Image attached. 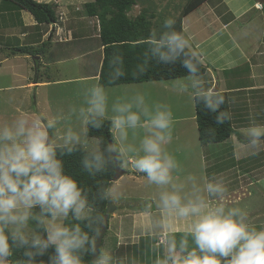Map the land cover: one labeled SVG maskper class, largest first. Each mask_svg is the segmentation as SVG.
I'll return each instance as SVG.
<instances>
[{"label":"clouds","instance_id":"clouds-1","mask_svg":"<svg viewBox=\"0 0 264 264\" xmlns=\"http://www.w3.org/2000/svg\"><path fill=\"white\" fill-rule=\"evenodd\" d=\"M175 25L166 17L145 38L136 74L143 75L151 60L179 62L188 75L172 82L174 91L217 113L227 97L210 85L202 52ZM109 64L111 83L126 76L121 54L114 53ZM230 119L226 110L216 115L218 123ZM174 120L171 106L152 100L147 90L114 92L96 81L84 85L78 101L65 109L0 121V264H125L100 245L105 216L94 206L117 201L122 192L114 183L95 192L82 187L60 158L76 152L83 154L82 168L91 177L131 167L155 191L142 209L140 228L158 245L154 264H264V224L253 223L245 206L228 202L223 176L184 172L169 148ZM106 122L110 141L89 135ZM241 135L250 154L264 149V124L252 122ZM14 251H22L15 262L9 259Z\"/></svg>","mask_w":264,"mask_h":264},{"label":"crops","instance_id":"crops-1","mask_svg":"<svg viewBox=\"0 0 264 264\" xmlns=\"http://www.w3.org/2000/svg\"><path fill=\"white\" fill-rule=\"evenodd\" d=\"M209 1L183 18L182 30H186L191 37L193 47L202 52L203 65L207 67L205 77L210 85L227 94L232 127L234 132L239 134L250 123H257L258 119L254 115L256 109L252 105L248 108L249 110H246L247 97L256 96L254 102L259 103V108L264 110V84H259V80H264V54L259 50V47L264 46V13L262 10L264 2L222 0L223 5L218 2L208 5ZM52 5L55 7L57 21L52 25L44 26L36 25L32 17L22 14L25 11L15 10L8 3L0 2V10L3 11V13L0 12V22L7 25V31L13 30L5 32L9 33L8 38H15L18 35L22 46H31L36 49L45 43V50L39 55H13L12 50L15 48H8V55L0 60V68L5 63L10 62V65H14L16 61L25 60L27 77L33 75V68L36 71L35 75L40 70L42 76L43 71L47 72L46 68L49 66L77 58V55L81 54L80 50L76 52L77 47L80 48L79 42L81 46L85 44L83 47L86 48V52L84 51L83 57H90L95 52L99 53L98 68L96 73L86 75L89 77L56 81H50L41 76V79L37 80L36 76L34 81H30L26 77L23 79V76L13 73L15 75L13 88L34 89L35 97L37 89L46 87L48 84L61 86L77 82H96L102 60V47L100 44L99 47L96 46L98 30L96 25L92 26L93 19L83 16L82 12H78V7L71 8L69 0H54ZM249 12H254V15L246 18ZM190 17L193 18L190 19ZM19 22L25 25L17 31ZM86 23L91 24L92 29H88V24L85 26ZM46 28H49L50 31L48 36H45ZM32 31L34 32L32 33ZM251 32L252 36L250 37ZM239 38L246 41V46L243 49L240 48L241 44L237 41ZM89 41L92 43L88 44ZM251 42L255 45L253 46ZM5 45L6 43L0 41V51L6 48ZM58 45L60 46L56 51ZM29 59H32L31 62H26ZM85 65L89 67L88 62ZM35 107L37 108V101ZM224 143L234 145L232 154L227 153L228 155L222 156V158L230 157L227 160L230 162L229 168H226L225 171H211V173H208V168H205V175L206 177L223 176L229 189L228 202L233 205L245 206L253 223L264 224V149H261L257 155L250 154L244 148L243 136L235 139H232L231 136ZM204 154L201 153L203 156ZM256 158L259 161H256ZM243 161H248L249 165L241 171L240 163ZM233 163H236V166ZM133 174L141 175L136 171ZM146 202L148 201L143 204L145 205ZM144 205L140 212L123 211L125 215L120 217L119 233L114 236L115 242L112 240V243H115V245L112 244L113 254L116 257H122L125 264H154L159 254L158 245L146 239L145 234L138 233L141 232L140 228L143 223L142 209ZM109 227H111V219H109ZM124 232L132 233L126 236L123 234Z\"/></svg>","mask_w":264,"mask_h":264},{"label":"rangeland","instance_id":"rangeland-1","mask_svg":"<svg viewBox=\"0 0 264 264\" xmlns=\"http://www.w3.org/2000/svg\"><path fill=\"white\" fill-rule=\"evenodd\" d=\"M35 1L39 3L49 4H52L54 2V0ZM88 1L89 0H69L70 4L72 5L71 8L75 9L76 7H78V12H83V4ZM187 1L188 0H138L139 4L137 3V5L132 8L129 15L130 17L134 18L139 14L141 9H148L150 12L155 14V18L152 20V24L156 29L160 26L163 19L166 17H172L176 20ZM217 2L223 5L222 0H210L208 5L216 4ZM61 3L63 4V2ZM9 6L12 7L11 4H9ZM0 12L3 13L2 10H0ZM22 14L31 17L29 13L24 12ZM253 15L254 12H249L246 18H250ZM191 18L193 17H190V19ZM18 21H20V18H18ZM92 21H94L92 26L97 25L95 19H93ZM87 24L88 23H86L85 26ZM23 25L25 24L19 22V27L17 26L19 29H17V31L21 30V27ZM87 28L92 29L91 24H88ZM46 30L47 34L45 36H48V33H50L49 28H46ZM11 31H7V25L4 22H0V41L2 43H6V48L0 51V60L5 55H8V48H16L18 46H22V42L20 41L21 39H18V35L15 38L7 37L9 33L5 32ZM33 32L34 31H32V33ZM251 36L252 32L250 34V37ZM237 41H239V43L241 44V49L246 46V41H242L240 38ZM91 43L92 41L88 42V44ZM251 43L253 44V46L255 45V43ZM78 44L80 45V48L76 46V52L80 50L81 54L77 55V58L61 62L58 65L49 66V68H46L48 71H43L42 76V71L40 70L37 71L35 75L36 71L33 68V75L27 77V67H25V60L22 59H20L22 61H16L14 65H10V62L3 64L0 68V121L8 120L17 114L24 112H29L32 114H49L52 111L65 109L68 105L76 103L78 101L81 88L93 81L77 82L74 84L61 86L48 84L46 85V87L37 89L36 97L34 95V89H14L13 82L15 77L14 74L23 76V79H25L26 77V79L28 78L27 80L30 79V81H34L36 76L37 80L41 79V77H46L50 81H56L69 78L81 79L83 77H89L86 75L96 73L98 68L97 58L99 57V53H96L95 50H93L95 52L93 55H91L90 57H83L85 55L84 53L86 52V48L83 47L85 46V44L82 46L80 42ZM96 44V46L99 47V41H97ZM59 46L60 45L56 47V51L58 50ZM259 50L264 54V46L259 47ZM31 60L32 59H29L26 62H31ZM87 62L89 64V67L88 65H85ZM16 80L19 79L16 78ZM173 81L174 80L167 82H149L141 84L119 85L109 88L114 92H118L119 89L127 87L145 89L149 93L152 100L164 102L171 106L174 112L175 120L173 128L174 139L169 148L177 156L185 173H193L198 177H206L204 171L205 168H208V173H211V171L215 172L227 170L226 168H229L228 165L230 163L227 160L230 157L226 156L222 158V156L227 153L232 154V148L234 145L232 143L228 144L224 142L218 144H209L206 146H202L199 144L197 126L194 120V105L189 101L186 95H179L174 91L171 86ZM21 84L22 83L20 82V85ZM259 84H264V80H259ZM255 98L256 96H252V98L247 97L246 100L248 101V106H246L245 108L246 110H249L248 108L252 105L256 109L254 115L256 118H258L256 120L257 123L264 124V110L259 108V103L254 102ZM36 101L37 108L35 107ZM240 133L238 134L234 132L233 135H231L232 139H235L236 137H242ZM202 152L203 154L206 152L204 156L201 155ZM256 161H259V159L256 158ZM233 164L234 166H236V163ZM240 165L242 166L240 167V170L242 171L244 167H247V165H249V162L243 161L240 163ZM211 167L212 169H210ZM123 170L126 172V174L123 175L118 181L114 182L115 185L119 186L122 192V196L119 200L111 202L112 206L115 207V210L110 215L111 227L108 228L107 235L103 240V246L106 245L110 248H112V240L115 242L114 236L119 233V222L121 220L120 217L125 215L123 211L130 210L140 212V208L144 205L143 202L150 201L155 197V191L147 186L146 180L142 175L136 176L135 174H133L135 170L131 167ZM131 233L132 232H124L123 234L129 236ZM138 233L140 235L144 234L143 232Z\"/></svg>","mask_w":264,"mask_h":264},{"label":"trees","instance_id":"trees-1","mask_svg":"<svg viewBox=\"0 0 264 264\" xmlns=\"http://www.w3.org/2000/svg\"><path fill=\"white\" fill-rule=\"evenodd\" d=\"M1 1L11 4L12 8L15 10L29 13L36 22V25L49 26L57 21L52 4L39 3L35 0ZM207 1L209 0H188L176 19V29L178 31L182 30L183 18ZM257 1H260L261 3L264 2V0ZM137 3L138 0H92L83 5L82 15L96 20L98 41L100 47H102V60L97 81L105 83L108 87L149 82H167L188 75L187 70L179 62L175 65L166 66L157 64L155 60L149 62L148 70L143 75L136 74V66L143 61L144 52L147 47L143 41L149 36L150 32L155 29L152 24L155 14L146 8L141 9L139 14L134 18L130 17L129 13ZM262 10L264 13L263 3ZM44 47L45 43H42L39 49L31 46L17 47L12 50V54L39 55L45 50ZM114 53H119L123 56L124 67L127 74L121 80L113 84L109 81V74L111 71L109 61ZM202 72L204 75L207 72V67L205 65H203ZM224 94L227 97V94ZM194 109L198 141L200 145L206 146L209 144L222 143L234 133L231 119L225 120L223 123H218L216 120V115L219 111L226 110L230 113L228 97L227 103L222 106L221 109L217 110V113L208 111L200 104L194 105ZM109 126V123L106 122L99 130L91 129L89 135H103L105 140L110 141L111 137L108 132ZM82 155V153L76 152L71 155L60 157L64 162L66 173L72 175L82 187H85V189H91L92 192H95L101 184H112L115 168L109 169L105 173L98 174L96 177H91L82 168ZM94 206L98 210L103 211V214L105 215L107 201L97 202ZM109 219L110 216H108V225ZM107 231L108 227L102 239L101 246H103V240L107 235ZM113 244L115 245V243ZM21 256L22 251H14L9 259L15 262L21 259ZM47 258L46 255L42 259L46 261ZM85 259L90 260L92 257L86 255Z\"/></svg>","mask_w":264,"mask_h":264},{"label":"water","instance_id":"water-1","mask_svg":"<svg viewBox=\"0 0 264 264\" xmlns=\"http://www.w3.org/2000/svg\"><path fill=\"white\" fill-rule=\"evenodd\" d=\"M123 175H125V171L123 169H115L114 176L112 179V183L118 181ZM115 210V207L112 206L111 202L107 201V207H106V212H105V228L103 229V234L102 237L99 240V243L101 245L102 239L106 233L107 227H108V216H110L113 211Z\"/></svg>","mask_w":264,"mask_h":264}]
</instances>
